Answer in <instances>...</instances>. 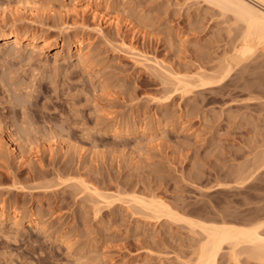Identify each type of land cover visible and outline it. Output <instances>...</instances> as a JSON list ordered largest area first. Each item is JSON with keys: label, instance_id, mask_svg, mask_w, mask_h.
Segmentation results:
<instances>
[{"label": "rangeland", "instance_id": "rangeland-1", "mask_svg": "<svg viewBox=\"0 0 264 264\" xmlns=\"http://www.w3.org/2000/svg\"><path fill=\"white\" fill-rule=\"evenodd\" d=\"M27 4L38 10L18 11ZM222 11L206 0H0V32L58 44L0 42V208L21 213L19 226L0 220V264L194 262L202 231L152 219L135 194L203 220H264V49L225 73L245 25ZM162 68L219 80L183 94ZM80 179L115 201L100 204ZM246 246L237 261L224 245L218 264H264Z\"/></svg>", "mask_w": 264, "mask_h": 264}, {"label": "bare ground", "instance_id": "bare-ground-1", "mask_svg": "<svg viewBox=\"0 0 264 264\" xmlns=\"http://www.w3.org/2000/svg\"><path fill=\"white\" fill-rule=\"evenodd\" d=\"M206 1L210 2V4L212 3L219 6L223 10L222 11L223 13L225 11H227V13L228 11L232 12L235 18L238 21L240 20V22L243 21L245 25L244 33L242 32L243 35L242 39L240 37L241 39L240 45H238L235 48L234 53H232V55L227 57V60L225 59L226 63L225 62H224L225 64L223 63L224 64L223 71L225 73H228L233 69L234 66H236L241 61H245V59L247 60L248 57L254 54L258 49L260 50L261 48L264 49V0H206ZM28 5L29 4L24 5L22 8L18 9V11L20 10L26 14L31 15L38 10L36 6L34 7V5L33 6L32 5L28 6ZM91 10L95 16H98V11L95 7H91ZM113 20L115 21L117 19L115 18ZM106 23H108V20L105 21V24ZM97 30L99 33H104L105 31L104 25L100 24L97 27ZM9 41H14L16 46L18 47L28 45L33 48H36L39 46L40 50L43 52L46 49L58 46V44H52L51 41H49L48 39L40 40L39 36L35 33L34 34L25 33L22 29H20L19 26L9 31L0 32V42H9ZM78 43L82 44L81 41H79ZM77 50H78L77 54H79L81 60L87 58V55L83 52V49L80 46H78ZM135 56H139V54ZM142 56L145 59L144 61L149 63V65L147 66L156 67L158 69L159 67H163V63H161V60H159L158 58L152 59L149 58V56L147 55L145 56L142 55ZM144 61L142 60L141 62ZM163 69L164 68H162V70ZM164 70H166V72H171L169 74L166 73L165 71H162L165 72L164 75L169 74L168 76L172 78L171 79L172 82L174 81L173 83L175 84L174 86L176 90H180L183 94L185 92L188 93L190 91H193V89L195 88L205 89L212 87V85H214L219 80V79L216 80L217 77L214 76V74L212 75L209 74L208 72L207 73L200 72L194 76V75H190V73L181 74L176 70L174 71L173 69H172L173 71L167 69ZM167 98H169V95L166 96V99ZM13 149L15 150V154L17 156H19L20 154L21 158L22 157L25 158L26 154L23 153V151H19V147L16 144L14 145ZM81 179L80 182L83 185L82 188L92 193L93 196H95L98 199V202L100 204L107 203L110 205L113 203V201H115L113 199L115 198L114 197L115 193L112 194L111 192L110 193L102 192L91 181L90 183L87 182L86 180H81ZM130 200L133 201L136 205H138L140 210H143L147 214H149V216H151L152 219L160 220L162 217H166V216L169 218L172 217L182 220V222L184 221L188 223V225L192 227L194 230L199 229L200 231H202V234H204V240L201 241V244L198 247L199 250H197L198 254L195 261L193 260L194 262L191 263L189 261L190 264H218V257L221 251L224 249V245L226 244L231 246V251H233L232 256L236 260L238 259L237 256L239 255V254L236 255L237 253L236 248L237 249L241 248L240 245L243 244H247L248 246L250 245V248L247 246L246 247L250 249L251 253L254 256H257L258 258L260 257V259L264 258V232L261 231L264 228V220L256 221L252 224H247V223L241 224V223L222 221V220L208 221L182 214L181 212L174 209L173 206H171L163 198H159V199L146 198V196L143 197L135 194L131 197ZM20 216L21 213L19 211L13 210L11 213H9L7 209L3 205H1L0 220L2 223H4L8 218H11L13 220V224L19 226L21 222ZM29 224L32 226L34 225L39 226L40 222L38 216L34 215L33 217H31L29 220Z\"/></svg>", "mask_w": 264, "mask_h": 264}]
</instances>
